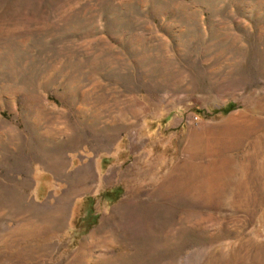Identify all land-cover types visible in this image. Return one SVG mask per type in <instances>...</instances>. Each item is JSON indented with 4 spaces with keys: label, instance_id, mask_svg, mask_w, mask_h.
<instances>
[{
    "label": "rangeland",
    "instance_id": "1",
    "mask_svg": "<svg viewBox=\"0 0 264 264\" xmlns=\"http://www.w3.org/2000/svg\"><path fill=\"white\" fill-rule=\"evenodd\" d=\"M0 264H264V0H0Z\"/></svg>",
    "mask_w": 264,
    "mask_h": 264
},
{
    "label": "trees",
    "instance_id": "2",
    "mask_svg": "<svg viewBox=\"0 0 264 264\" xmlns=\"http://www.w3.org/2000/svg\"><path fill=\"white\" fill-rule=\"evenodd\" d=\"M232 107H233V103H227V104L223 105L222 109H220L219 112H221V114L225 113L228 110H230Z\"/></svg>",
    "mask_w": 264,
    "mask_h": 264
},
{
    "label": "bare ground",
    "instance_id": "3",
    "mask_svg": "<svg viewBox=\"0 0 264 264\" xmlns=\"http://www.w3.org/2000/svg\"><path fill=\"white\" fill-rule=\"evenodd\" d=\"M41 233H43V231H41Z\"/></svg>",
    "mask_w": 264,
    "mask_h": 264
}]
</instances>
